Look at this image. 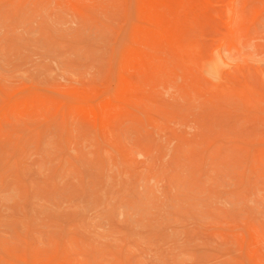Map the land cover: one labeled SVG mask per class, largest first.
<instances>
[{"label": "rangeland", "instance_id": "rangeland-1", "mask_svg": "<svg viewBox=\"0 0 264 264\" xmlns=\"http://www.w3.org/2000/svg\"><path fill=\"white\" fill-rule=\"evenodd\" d=\"M0 264H264V0H0Z\"/></svg>", "mask_w": 264, "mask_h": 264}]
</instances>
